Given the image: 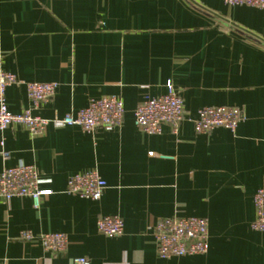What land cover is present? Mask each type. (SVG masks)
<instances>
[{
    "label": "crops",
    "instance_id": "1",
    "mask_svg": "<svg viewBox=\"0 0 264 264\" xmlns=\"http://www.w3.org/2000/svg\"><path fill=\"white\" fill-rule=\"evenodd\" d=\"M0 68L19 80L6 89L13 113L62 118L107 95L124 107L112 130H0V172L32 164L39 188L51 190L38 206L0 198V264H264V231L250 228L253 194L264 189L263 10L222 0H0ZM168 80L184 119L145 134L133 110ZM26 82L57 85L34 109ZM203 106L236 107L241 120L197 133ZM93 168L106 182L99 200L66 191L71 175ZM103 215L122 219L120 236L98 232ZM173 215L207 219L205 254L157 256L152 226ZM22 230L63 233L67 246L50 252L20 240Z\"/></svg>",
    "mask_w": 264,
    "mask_h": 264
},
{
    "label": "built area",
    "instance_id": "2",
    "mask_svg": "<svg viewBox=\"0 0 264 264\" xmlns=\"http://www.w3.org/2000/svg\"><path fill=\"white\" fill-rule=\"evenodd\" d=\"M228 6L244 5L264 11V0H222ZM16 76L0 68V130L9 126L22 125L31 134H40L49 125L61 128L68 125L79 126L84 132L93 133L98 129L112 130L122 123L124 107L116 95L91 98L78 110L62 118L51 119L33 115L30 110L13 113L7 107L6 89L18 84ZM54 82H26V91L32 107L37 109L41 103L50 98L55 91ZM184 102L171 80L166 82V92L162 95L144 99L134 110V123L145 134H157L164 125H170L174 131L184 119ZM241 120V112L233 106H203L198 110L194 120L197 133L223 127L234 130ZM1 145L3 141L0 142ZM2 156L7 153L2 151ZM40 177L32 164L20 162L14 166L4 167L0 172V198L30 197L38 206L42 196L51 193L49 189L39 188ZM106 187L105 180L97 169H89L71 175L66 183V191L91 200H99ZM255 208L254 219L250 228L264 231V189L259 188L253 194ZM100 234L114 237L123 233V221L117 215H103L96 221ZM155 240V252L160 258L205 254L208 250L209 228L207 219L197 216H177L158 219L152 226ZM18 238L22 241H37L50 252H59L66 248V235L60 232H47L39 235L29 230H22ZM77 264H84L85 258H77Z\"/></svg>",
    "mask_w": 264,
    "mask_h": 264
}]
</instances>
